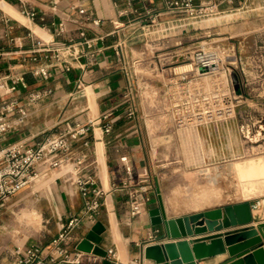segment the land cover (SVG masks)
<instances>
[{"label":"crops","instance_id":"obj_1","mask_svg":"<svg viewBox=\"0 0 264 264\" xmlns=\"http://www.w3.org/2000/svg\"><path fill=\"white\" fill-rule=\"evenodd\" d=\"M0 4V76H25L28 86L22 87L17 96L29 111L24 125H13L7 134L0 137V149L17 141L38 144L62 129L67 122L87 123L92 120L95 126L89 136L90 146L79 140L74 149L77 154H87L89 161L93 162L88 170L97 175L106 192L96 220H85L75 228L67 246L71 251H77L78 243L88 231L97 222H102L105 229L101 246L107 251L113 249L116 254L111 264H155L145 257V248L169 241L167 237L161 238L162 227L153 225L149 214L150 209L159 206V188L149 192L151 200L145 204L141 214L133 216L127 191L112 188V183L127 177L128 165L136 174H149L151 169L149 146L140 131L137 116L130 119L126 114L127 106L133 101L134 78V60L129 58L128 42L138 32L137 27L141 25L139 17L145 8H151L158 14L159 24L177 22V15L166 11L164 0H0ZM27 11L35 12L36 16L31 18ZM87 14H91L92 19H102V23L94 25L92 19H87ZM116 20L123 21L124 26L115 29L113 21ZM61 22L65 23L66 31L58 35ZM82 28L87 30L88 37L97 38L93 46L82 42ZM101 36L104 38L100 39ZM56 41L72 44L70 50L62 53L65 59L57 61L51 52H40L39 60H33V50L51 46ZM35 66H48L50 77L35 76L32 73ZM67 66H70L69 70H65ZM46 89L51 92L36 101L30 100L31 92ZM106 112H113L114 117L110 133H106L100 124V118ZM72 168L71 163L51 170L43 167L42 188L46 190L59 228L37 241L19 245L39 242L48 247L69 218L82 213L85 200L77 189ZM248 202L254 215L249 227L258 226L264 222V202ZM216 207L224 205L213 208ZM184 215L187 214L170 215L167 212L169 218ZM3 236L1 227L2 249L18 245ZM198 236L202 235L192 238ZM46 250L50 255L51 251ZM88 255L95 256L92 253ZM228 256V253H219L198 260V264H221ZM82 264H104V259L100 262L85 260Z\"/></svg>","mask_w":264,"mask_h":264},{"label":"rangeland","instance_id":"obj_2","mask_svg":"<svg viewBox=\"0 0 264 264\" xmlns=\"http://www.w3.org/2000/svg\"><path fill=\"white\" fill-rule=\"evenodd\" d=\"M137 29L127 47L132 103L149 146V178L168 214L263 200L264 178L247 174L264 164V17L241 10ZM200 50L223 64L190 83L182 72ZM42 181L9 198L5 240L23 244L57 232Z\"/></svg>","mask_w":264,"mask_h":264},{"label":"built area","instance_id":"obj_3","mask_svg":"<svg viewBox=\"0 0 264 264\" xmlns=\"http://www.w3.org/2000/svg\"><path fill=\"white\" fill-rule=\"evenodd\" d=\"M166 11L177 15V22H199L219 15L241 11L249 16L264 17V0H164ZM83 13L85 10H81ZM34 18L36 13L26 12ZM87 19H92L87 14ZM139 21L143 25L155 26L159 24L158 14L151 8H145L140 14ZM94 25H100L102 19L93 18ZM115 29L124 26L123 21H113ZM66 31L65 23L59 25L58 35ZM82 42L89 47L97 38L87 36V30L81 29ZM103 39L104 37H99ZM72 44L56 41L51 46L33 50V60H39L40 52H51L55 60L65 59L64 50H70ZM214 52L200 50L195 53L191 64V70L182 73V79L189 77V82L197 80L204 74L215 75L220 70L223 61ZM122 56V55H121ZM216 59L215 64H206L208 60ZM70 66L65 67L69 70ZM35 76L48 79L50 70L48 66H35L32 69ZM132 81V77L130 78ZM28 83L23 74H6L0 76V137L7 134L13 125L22 126L26 123L29 111L26 105L20 102L17 96L22 87ZM51 90H37L31 92L30 100L36 101ZM7 97V98H6ZM126 114L133 119L137 116V110L133 103L127 106ZM100 124L106 133H110L114 127L113 112H106L100 118ZM95 123L90 120L87 123L67 122L65 126L52 133L44 141L38 144H30L26 141H17L0 149V229L2 227V213L7 206L10 197L30 187L43 175V167L47 170L56 169L68 163L73 164L72 172L75 174V184L78 191L84 197L85 204L81 214L69 218L61 231L50 242L49 246H43L39 242H33L27 246L15 245L12 248L2 249L0 246V264H82L85 260L100 262L103 258L77 250L71 251L67 246V240L71 232L79 227L85 220L94 222L102 208L105 189L99 184L98 177L88 170L93 164L87 154L76 153L75 143L84 141V145L90 146L89 136L94 131ZM127 177L121 182H113L112 188L127 191L131 214L137 216L145 208V204L151 200L149 192L155 188L151 184L149 174H136L132 166H127ZM46 249L51 252L48 255ZM111 262L116 258L113 249L108 250Z\"/></svg>","mask_w":264,"mask_h":264},{"label":"water","instance_id":"obj_4","mask_svg":"<svg viewBox=\"0 0 264 264\" xmlns=\"http://www.w3.org/2000/svg\"><path fill=\"white\" fill-rule=\"evenodd\" d=\"M158 193L159 206L150 209L149 214L152 224L162 227L161 238L167 237L169 241L148 245L144 251L146 258L155 264H198V260L228 253L221 264H264V222L249 227L254 219L250 202L169 218L159 189ZM104 229L102 222H97L77 249L111 264L108 251L101 246ZM194 235L202 236L192 238Z\"/></svg>","mask_w":264,"mask_h":264},{"label":"bare ground","instance_id":"obj_5","mask_svg":"<svg viewBox=\"0 0 264 264\" xmlns=\"http://www.w3.org/2000/svg\"><path fill=\"white\" fill-rule=\"evenodd\" d=\"M216 55H218V54H216ZM219 56V55H218ZM220 57V56H219ZM217 62V60L216 59H210V60H208L207 61V63L206 64H215ZM186 65H188V64H186ZM186 65H185V69L184 70H186ZM191 65V64H190ZM190 70H191V68H190ZM220 70L218 69V70H216V72H219ZM204 75H208V74H204ZM253 167L251 168V172L249 173V174H247L248 176H250V177H261V178H264V164L263 163H261V164H259L258 166L257 165H252ZM240 176H242V178L243 177H245V175L243 174V173H241L240 174ZM249 177V178H250ZM240 180H241V178H240ZM239 180V181H240ZM248 180V179H247ZM250 181V180H249ZM255 182V181H254ZM246 183V182H245ZM248 183V182H247ZM251 183H253V180H252V182ZM259 183V182H258ZM241 184V183H240ZM254 184H256L257 185V182L256 183H254ZM253 185V184H252ZM256 185H255V187H256ZM261 185V184H260ZM242 186V185H241ZM245 186V185H244ZM243 188V187H242ZM254 188V187H253ZM257 188H259V187H257ZM256 188V189H257ZM264 188V187H263ZM247 190V189H246ZM245 190V191H246ZM250 191V190H249ZM245 194V193H244ZM263 202H264V199H263ZM197 204L199 203L198 201L196 202Z\"/></svg>","mask_w":264,"mask_h":264}]
</instances>
